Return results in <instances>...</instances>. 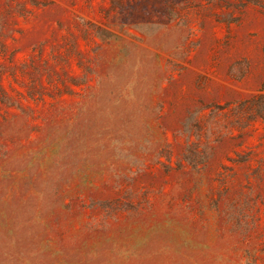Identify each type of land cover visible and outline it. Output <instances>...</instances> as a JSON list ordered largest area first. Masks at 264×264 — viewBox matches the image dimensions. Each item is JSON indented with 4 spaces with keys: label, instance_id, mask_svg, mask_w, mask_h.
I'll list each match as a JSON object with an SVG mask.
<instances>
[{
    "label": "rangeland",
    "instance_id": "374dc122",
    "mask_svg": "<svg viewBox=\"0 0 264 264\" xmlns=\"http://www.w3.org/2000/svg\"><path fill=\"white\" fill-rule=\"evenodd\" d=\"M0 264H264V0H0Z\"/></svg>",
    "mask_w": 264,
    "mask_h": 264
}]
</instances>
